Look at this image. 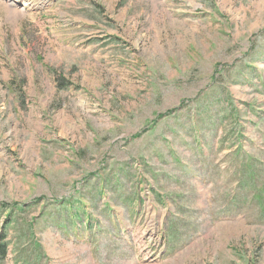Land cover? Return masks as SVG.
I'll return each mask as SVG.
<instances>
[{"label":"rangeland","instance_id":"rangeland-1","mask_svg":"<svg viewBox=\"0 0 264 264\" xmlns=\"http://www.w3.org/2000/svg\"><path fill=\"white\" fill-rule=\"evenodd\" d=\"M1 264H264V0H0Z\"/></svg>","mask_w":264,"mask_h":264},{"label":"trees","instance_id":"trees-1","mask_svg":"<svg viewBox=\"0 0 264 264\" xmlns=\"http://www.w3.org/2000/svg\"><path fill=\"white\" fill-rule=\"evenodd\" d=\"M8 254V242L5 231L0 227V264L5 260Z\"/></svg>","mask_w":264,"mask_h":264}]
</instances>
